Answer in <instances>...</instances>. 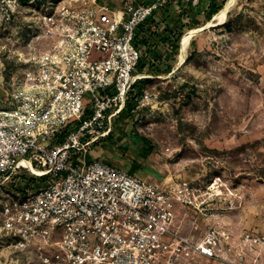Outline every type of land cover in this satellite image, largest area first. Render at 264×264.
<instances>
[{"label":"built area","instance_id":"built-area-1","mask_svg":"<svg viewBox=\"0 0 264 264\" xmlns=\"http://www.w3.org/2000/svg\"><path fill=\"white\" fill-rule=\"evenodd\" d=\"M167 2L0 0V33L22 22L42 42L0 108V264H16L15 254L28 264H251L249 234L180 215L200 206L195 184L78 160L142 80L138 31ZM23 172L35 177L30 188L17 183Z\"/></svg>","mask_w":264,"mask_h":264},{"label":"rangeland","instance_id":"rangeland-1","mask_svg":"<svg viewBox=\"0 0 264 264\" xmlns=\"http://www.w3.org/2000/svg\"><path fill=\"white\" fill-rule=\"evenodd\" d=\"M155 2L136 0L137 5ZM226 2L217 4L222 8ZM209 5L210 0L198 6L168 0L154 12L139 34L150 43L141 48L144 70L137 74L149 79L143 96L131 116L115 118L110 134L78 160L101 161L148 181L195 184L200 206L189 211L177 206L180 215L231 231L239 240L249 234V262L264 264V0H238L224 25L192 38L178 68L181 38L203 26ZM22 24L0 33V108L7 106L12 74L31 48L42 45L34 40L40 33L28 36ZM132 101L130 95L127 104ZM140 136L154 145L148 157ZM19 175L18 185L30 188L35 177ZM13 258L28 264L24 255Z\"/></svg>","mask_w":264,"mask_h":264},{"label":"trees","instance_id":"trees-1","mask_svg":"<svg viewBox=\"0 0 264 264\" xmlns=\"http://www.w3.org/2000/svg\"><path fill=\"white\" fill-rule=\"evenodd\" d=\"M22 1H25V0H22ZM219 0H210V5H209V8L208 9V16L206 17V22L203 23V26L208 23L213 17L214 15L219 12L222 8H220L217 4ZM154 17V16H153ZM152 17V18H153ZM151 19V18H150ZM151 20L147 21L146 23H144L141 28L139 29L138 31V37H137V47L139 50H141L142 47H148L149 46V42H147L145 39H141L139 34H140V31L144 28V27H147L146 25L148 24V22H150ZM202 27V26H201ZM187 28V27H185ZM226 28L228 29H231V25L230 24H227L226 25ZM193 29V28H192ZM173 33H171L172 35ZM141 53H142V50H141ZM144 56H143V53H142V59L140 61V63L138 64V67H137V70L135 72V74H140L142 73V71L144 70ZM170 71V68L168 69ZM147 82H149V79H146V80H141V81H138L134 86H133V89H132V92H131V95H133V101L132 103H129L126 105V108H125V112H122L118 117L120 118L121 116H125L126 114H128L129 116H131L132 112L136 109L137 105H138V100L143 96L144 94V91H145V85L147 84ZM186 86V85H183V87ZM137 141L139 143H142L143 144V155L145 157H148L152 151L154 150V145L152 144V142L145 138V137H137ZM133 174V173H132ZM263 176H264V171H262Z\"/></svg>","mask_w":264,"mask_h":264},{"label":"bare ground","instance_id":"bare-ground-1","mask_svg":"<svg viewBox=\"0 0 264 264\" xmlns=\"http://www.w3.org/2000/svg\"><path fill=\"white\" fill-rule=\"evenodd\" d=\"M237 1L238 0H227V2L224 4L222 9L214 15L213 19H211L208 23H206L204 26H202L200 28L190 30L187 34H185L181 38V52H180V56H179L178 68L183 66V64L185 63V53H186V50H187L192 38L196 34L201 33V32H203V31H205L211 27L224 25L227 22L228 14H229L231 8L236 4ZM145 77L146 76H141V79H144ZM27 166L29 167L28 164H27ZM33 171L35 174H38V172L36 170H33Z\"/></svg>","mask_w":264,"mask_h":264},{"label":"crops","instance_id":"crops-1","mask_svg":"<svg viewBox=\"0 0 264 264\" xmlns=\"http://www.w3.org/2000/svg\"><path fill=\"white\" fill-rule=\"evenodd\" d=\"M109 4H112V5H116V4H118L119 2L121 3V0H118L116 3H111V1L110 0H106ZM123 1V0H122Z\"/></svg>","mask_w":264,"mask_h":264},{"label":"water","instance_id":"water-1","mask_svg":"<svg viewBox=\"0 0 264 264\" xmlns=\"http://www.w3.org/2000/svg\"><path fill=\"white\" fill-rule=\"evenodd\" d=\"M213 19V18H212Z\"/></svg>","mask_w":264,"mask_h":264}]
</instances>
